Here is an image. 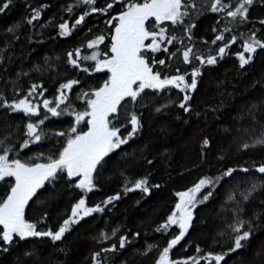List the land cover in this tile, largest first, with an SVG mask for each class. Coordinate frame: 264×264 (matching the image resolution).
<instances>
[{
	"label": "snow or ice",
	"instance_id": "obj_1",
	"mask_svg": "<svg viewBox=\"0 0 264 264\" xmlns=\"http://www.w3.org/2000/svg\"><path fill=\"white\" fill-rule=\"evenodd\" d=\"M16 3L0 0V15H7ZM24 6L22 21L0 34V83L12 93L9 99L0 91V110L5 116H19L18 121H3L0 128V264H66L53 257L69 254L65 240L75 226L105 213L130 192L150 197L162 188L151 179L152 171L139 178L127 174L136 164L154 168L156 162H168L175 150L164 146L157 153L150 141L139 146L149 127L146 115L174 116L188 130L184 146L196 144L200 164L208 165L216 140L208 129L223 118L226 106L235 107L236 114L231 116L234 126L224 129L232 135V143L219 149L220 167L174 193V206L152 229L164 243L146 244L139 254L155 253L153 264H228L234 254L252 248L257 234L264 233V157L232 164L229 152L233 146L236 153L264 151V75L254 78L244 93L225 77L216 83L212 99L218 102L211 105L196 97L205 70L229 56L238 39L242 41V50L234 53L238 72L249 74L258 50L264 52V18L258 20L257 29L251 10L264 7V0H71L60 6L67 18L53 15L47 20L46 13L54 7L50 0H24ZM206 13L217 15L211 28L214 37L198 44L194 30ZM96 17L104 27H86L89 18ZM248 25L252 26L246 32H238ZM25 26L51 27L60 38L81 31L88 37L65 53L64 62L73 75L58 83L51 98L43 81L31 79L33 73L43 75L46 67H52L48 58L43 65L14 70L22 60L16 46ZM26 39L32 43L33 35ZM256 89L259 97L244 98ZM237 100L238 107L233 103ZM110 163L117 169L123 166L122 191L89 206L88 196L100 189ZM224 186L226 199L220 213L224 227L213 239L221 250H206L197 243L194 255L174 258L177 246L188 251L186 237L195 229L196 210L214 200ZM61 190L77 193V198L66 218L49 227L48 207ZM34 205L40 214L37 219L30 218ZM140 237V231L131 229L100 232L93 239L101 247L90 254V264H116V254ZM47 245L51 249L45 252ZM9 256L15 258L8 261ZM249 264H264V240L252 248Z\"/></svg>",
	"mask_w": 264,
	"mask_h": 264
},
{
	"label": "trees",
	"instance_id": "obj_2",
	"mask_svg": "<svg viewBox=\"0 0 264 264\" xmlns=\"http://www.w3.org/2000/svg\"><path fill=\"white\" fill-rule=\"evenodd\" d=\"M35 2H40V0H35ZM50 2L54 7L46 13L44 17L45 20L52 18L53 15L57 18L61 15L67 18V13L63 12L60 6L70 3L71 0H50ZM24 7V0H17L16 7L13 10L8 12L7 15H0V34H2L4 29L13 22L22 21L25 15ZM251 18L256 28L259 29L261 26L258 20L264 18V7H254L251 10ZM216 19V14L206 13L197 21L198 27L194 31L198 44L201 40L211 41L214 37L211 28L215 25ZM71 22L72 21H70V23ZM96 24L99 25V28L104 27L99 17L89 18L86 27H94ZM251 26L252 25H248L247 27L242 26L238 32H246L247 28ZM41 32L43 35L39 34ZM29 34L33 35L32 43H28L26 39ZM87 38L84 31L74 33L73 36L69 38H60L57 36L56 30L51 27L30 29L28 26H25L21 40L17 42L16 46V55L22 57V60L17 61L18 67L14 65V70H19L20 67L27 70L32 64L43 65L45 59L48 58L52 67H46L43 75L33 73L31 79L33 82L43 81L45 87L49 89V93L46 95L51 98L58 83L63 82L73 75L69 66L64 62L65 53L73 50ZM0 39H2V35H0ZM36 41H42V43H36ZM241 43L242 41L238 39L237 43L232 46L229 56L221 61L215 68L205 70L203 84L200 88L199 95L196 97L197 101L209 105L217 103L218 100L212 99L217 91L216 83L225 79V77L232 80L233 83H237V91L244 93L245 89L254 78L264 75V52L259 50L254 64L249 68V74L244 76L239 75L238 61L234 53L238 50H242L240 47ZM212 47L214 48L215 46ZM57 57H59V59H57ZM28 83V79L25 78V87L28 86ZM0 91H5L9 99L12 98L11 91L4 89L2 83H0ZM229 91H231V88H229ZM260 95L261 92L259 89L255 91L250 90L245 94L244 98L259 97ZM233 103L237 107L239 106V100ZM172 112L175 113L176 109H173ZM235 114V107L226 106L223 118L211 125L208 129L216 138L212 153L208 157L210 161L208 165L200 164L196 144L188 142L187 146H184L188 130L186 126L181 125L180 121L175 120L174 116L169 115L167 117L161 116L152 118L146 115L149 127L145 129L144 137L140 141L139 146L142 148L145 142L150 141L155 145L157 153L162 151L164 146H168L175 150L172 152L170 161L164 163L156 162L154 168L136 164L129 169L127 174L133 178H139L142 175H146L148 171H152L153 175L151 179L161 183L162 188L160 190H154L153 195L150 197L143 196L139 191L130 192L126 196H122L120 201L115 202V206H108L105 213H98L91 217H87L85 221L75 226L74 230L66 236L65 244H67L70 249L69 254L65 257L62 253H56L53 259L66 261V264H90V254L93 251L99 250L101 247L93 238L97 237L102 231L110 232L113 228H119L121 233H126L128 229H131L133 232L140 231L141 237L132 238L133 245L129 246L127 250H122L121 253L116 254V264H122L123 261H127V264H153L155 253L146 257L139 254L146 244L155 242L164 243L159 234H155L152 229L155 228L162 217L174 206L176 201L174 193L176 191L186 190L188 187H191L200 176L211 174L215 171V168L220 167V164L216 160V156L221 147L228 149L229 145L232 143V135L226 133L224 129L234 126L231 116ZM5 120L9 122L18 121L19 116L16 114L5 116L3 111L0 110V128H2V122ZM162 128L165 129V131H161ZM259 130V126L257 125L256 132L258 133ZM177 145H180L178 149L176 148ZM133 147H136V145H133ZM131 150L132 149H128V151ZM262 157H264V151L261 150H255L248 154L236 153L235 147L233 146L229 152V162L232 164L237 162L244 163L245 161L250 163L251 159L259 160ZM194 165L199 166V168L194 167ZM122 167L121 165V169ZM121 169H117L110 163L108 170L104 172L101 178L100 189L90 193L88 196L89 206L101 202L109 195H114L116 192L122 191ZM189 169H191V171H189ZM169 175L171 178H169ZM242 175L243 174H241V176ZM241 176H238L237 179L239 180ZM226 187L227 186H224L218 190V195L214 200L206 205H201L196 210L195 229L190 231V237H186V239L190 241L187 246L188 251L185 252L177 246V249L173 250L174 258L194 255V245L197 243L206 250H221L213 244V239L217 238V233L224 227L223 216L220 213L221 205L226 199ZM76 198L77 193L61 190L57 199L48 207L50 214L48 221L49 227L55 228L58 223L62 222L63 218H66V213H70V207L75 203ZM37 208L38 205L33 206L30 218H39L40 214ZM261 240H264V233L257 234V237L253 240L252 248H256ZM114 242H116L115 239L103 246H108ZM252 248L242 250L238 255L234 254L229 258L228 264H249V261L252 259ZM50 249L51 245H47L45 247V252ZM14 258V256H9L6 259L11 261Z\"/></svg>",
	"mask_w": 264,
	"mask_h": 264
}]
</instances>
